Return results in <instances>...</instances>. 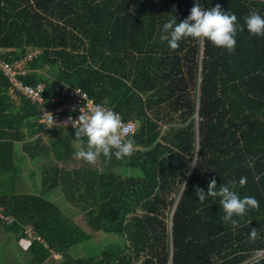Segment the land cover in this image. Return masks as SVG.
<instances>
[{"label":"trees","instance_id":"trees-1","mask_svg":"<svg viewBox=\"0 0 264 264\" xmlns=\"http://www.w3.org/2000/svg\"><path fill=\"white\" fill-rule=\"evenodd\" d=\"M195 2L0 0L1 58L13 62L39 51L27 64L26 83H44L46 99L64 85L95 104L107 100L135 123L139 148L124 161L101 155L95 165L80 160L72 171L53 165L43 173L40 194L15 192V147L22 144L36 158L42 141L36 136L45 126L29 100L9 94L0 74V213L14 219L10 225L0 219V226L15 243L28 238V227L41 239L30 242L28 264H45L55 254L61 264H264L254 255L264 249V37L249 33L244 20L253 10L264 17V0H200L206 9L220 4L237 16L243 31L234 53L193 38L170 49L160 40L163 24L186 19ZM57 127L63 136L52 143L54 159L68 162L72 142L86 148L87 138L81 145L74 128ZM212 178L218 188L236 181L241 198L260 203L234 217L235 230L224 223L218 198L201 203L195 194L207 191ZM52 191L84 216L88 231L47 198ZM95 233L118 243L74 259L69 250Z\"/></svg>","mask_w":264,"mask_h":264},{"label":"clouds","instance_id":"clouds-1","mask_svg":"<svg viewBox=\"0 0 264 264\" xmlns=\"http://www.w3.org/2000/svg\"><path fill=\"white\" fill-rule=\"evenodd\" d=\"M244 20L249 33L264 37V17L257 11L253 10ZM238 30L243 31V28L239 27L238 18L234 13L224 11L220 4L206 9L200 0H196L186 19L178 23L173 16V19L163 24L160 40L166 41L172 50L178 49L182 40L193 38L200 42L209 41L218 48L234 53ZM107 104V100L102 104L89 101L87 111L82 107L78 118H69L75 129V140L83 145L84 138H87L86 148L79 147L75 151L76 159L94 165L101 155L107 160H111L114 155L117 160L124 161L137 151L136 141L130 135L131 122L126 124L121 115L107 107ZM260 178V175L255 176L257 182ZM247 182V177L242 176L239 186L243 187ZM236 187V181L232 180L218 188L216 179L212 178L207 191L197 188L195 193L201 203L209 197L218 198L224 212L222 219L224 223H230L234 230L240 227L239 220L234 217H244L249 210H258L260 207L254 196L241 198ZM257 238L258 230L252 228L249 239L255 241ZM254 255L264 257V249H257Z\"/></svg>","mask_w":264,"mask_h":264},{"label":"built area","instance_id":"built-area-1","mask_svg":"<svg viewBox=\"0 0 264 264\" xmlns=\"http://www.w3.org/2000/svg\"><path fill=\"white\" fill-rule=\"evenodd\" d=\"M3 52L4 51L0 49V74L9 83V94L15 95L18 93L29 100L37 108L39 120L44 124L45 128L53 126L74 128L69 118L72 120L78 118L79 115H81L80 109L82 107L87 111V104L89 101H92L88 94L81 89L63 85L56 89V93L50 99H46V85L44 83L31 85L25 81L30 73L27 64L34 56L39 54V51H33L24 58L13 62L3 60L1 58ZM112 110L115 111L114 109ZM121 117L126 124L131 122L132 129L130 135L133 137L136 131L135 123L133 121H125L122 115ZM0 219L7 225L12 224L14 221V219L2 213H0ZM27 232L28 238L23 240V242L26 241L30 243L34 239L41 241L39 237L33 236L32 227H28Z\"/></svg>","mask_w":264,"mask_h":264},{"label":"rangeland","instance_id":"rangeland-1","mask_svg":"<svg viewBox=\"0 0 264 264\" xmlns=\"http://www.w3.org/2000/svg\"><path fill=\"white\" fill-rule=\"evenodd\" d=\"M57 127V126H53ZM58 131L60 134H63L60 128H53L52 132ZM79 146V145H78ZM25 153H21L20 147H15V160H16V167L17 173L24 180L25 185H28L29 191L31 194H40L41 192V180L40 175L44 171L41 167H38L39 158H27ZM80 160L77 159V162ZM79 164V163H78ZM95 165V164H94ZM40 168V169H39ZM101 171L107 172L106 168L99 167ZM117 174L127 175V176H134L139 177L141 174L138 170H121V169H114ZM48 199L54 200V202L58 205L61 211L70 218L78 223L81 227H83L86 231L89 230L84 216L82 214H78L75 211V208L69 207V204L64 200L62 195L58 191H52L47 195ZM119 238L116 236H112L105 233H95L93 238L86 243L77 245L69 250L70 255L74 259L79 258H87L89 256H96L103 251V248L106 245H112L118 243ZM2 260V259H1ZM0 260V264L2 261ZM63 258L60 255H53L50 259H48L45 264H61Z\"/></svg>","mask_w":264,"mask_h":264},{"label":"crops","instance_id":"crops-1","mask_svg":"<svg viewBox=\"0 0 264 264\" xmlns=\"http://www.w3.org/2000/svg\"><path fill=\"white\" fill-rule=\"evenodd\" d=\"M15 105L18 106L19 104V99L14 98ZM53 128H59V127H50V128H45L39 135L36 137L41 138L40 145L37 147L38 154L36 158H39L38 161V167H41L42 169L47 170L51 168L53 165H57L60 168H65L66 170L72 171L75 170L76 168L79 167V162H77V159L73 156L71 160H68V162L62 163L61 161H56L54 159V149L52 147V143L58 140L63 136V134H60L58 131L52 132ZM25 133L28 132L27 129L23 130ZM35 137V138H36ZM32 139H28V141H32ZM72 145L77 151L78 149V144H75V142H72ZM18 146L20 147L21 153H25L27 155L26 157L29 159L30 156L28 153L22 149V144L18 143ZM44 150H43V149ZM31 159V158H30ZM40 169V168H39ZM41 173L40 180L42 179L43 173ZM42 187V185H40ZM15 192L17 193H25V194H30L28 185H25L24 180L21 179L19 176L18 179L15 181ZM61 194V193H60ZM62 195V194H61ZM63 197V195H62ZM64 198V197H63ZM65 200V198H64ZM54 201V200H53ZM66 201V200H65ZM67 202V201H66ZM68 203V202H67ZM69 204V203H68ZM69 207L72 208V206L69 204ZM83 228V227H82ZM17 243V245H16ZM14 241V237L6 232V229L0 226V260L2 261L1 264H28L30 261V257L28 256L27 252L30 248V243L24 241L18 242Z\"/></svg>","mask_w":264,"mask_h":264}]
</instances>
